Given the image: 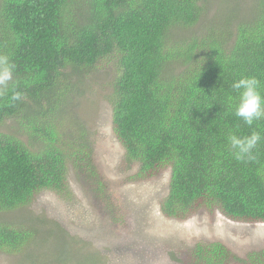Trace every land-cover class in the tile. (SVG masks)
<instances>
[{
  "label": "trees",
  "instance_id": "obj_1",
  "mask_svg": "<svg viewBox=\"0 0 264 264\" xmlns=\"http://www.w3.org/2000/svg\"><path fill=\"white\" fill-rule=\"evenodd\" d=\"M205 1L0 0V54L15 65L0 96V124L14 120L21 128L0 133V214L44 191L69 195L70 169L88 188H102L87 133L62 130L54 120L74 77L114 56L112 131L138 166L135 180L169 169L162 215L181 221L205 209L264 223V120L249 127L229 107L231 85L241 77L257 78L264 95V0L250 18L228 17L200 36H177L199 22ZM15 91L24 99L12 102ZM252 131L262 137L254 159L237 160L229 135ZM37 234L0 221V252L19 254ZM257 256L264 252L250 254L252 264H260ZM190 259L241 263L218 242L196 243Z\"/></svg>",
  "mask_w": 264,
  "mask_h": 264
},
{
  "label": "rangeland",
  "instance_id": "obj_2",
  "mask_svg": "<svg viewBox=\"0 0 264 264\" xmlns=\"http://www.w3.org/2000/svg\"><path fill=\"white\" fill-rule=\"evenodd\" d=\"M256 1L206 0L199 22L175 33L187 39L224 18L245 20L252 17ZM115 75V57L110 56L87 77H74L54 120L61 121L62 130L71 125L73 131L78 126L87 133L102 188H88L70 169L69 195L44 191L27 206L0 214V221L27 225L38 233L21 253L0 252V264H192L194 245L212 242L241 260L233 264H252L249 255L264 252V223L233 221L205 209L181 221L168 219L160 202L167 195L169 169L142 181L133 178L138 166L126 160L111 126ZM17 124H0V133L21 132ZM257 257L264 264V256Z\"/></svg>",
  "mask_w": 264,
  "mask_h": 264
},
{
  "label": "clouds",
  "instance_id": "obj_3",
  "mask_svg": "<svg viewBox=\"0 0 264 264\" xmlns=\"http://www.w3.org/2000/svg\"><path fill=\"white\" fill-rule=\"evenodd\" d=\"M14 70L15 65L10 61L9 56L0 54V96L7 94V85L13 78ZM231 87L236 92L235 97H230L229 104V107L234 109V114L249 127L254 122L264 120V95L261 94L260 81L251 76L241 77L234 81ZM23 99V95L18 91L13 92L10 97L12 102ZM261 139L259 132L252 131L245 136L230 134L228 142L235 158L243 161L254 159V149Z\"/></svg>",
  "mask_w": 264,
  "mask_h": 264
},
{
  "label": "bare ground",
  "instance_id": "obj_4",
  "mask_svg": "<svg viewBox=\"0 0 264 264\" xmlns=\"http://www.w3.org/2000/svg\"><path fill=\"white\" fill-rule=\"evenodd\" d=\"M6 36V35H5Z\"/></svg>",
  "mask_w": 264,
  "mask_h": 264
}]
</instances>
